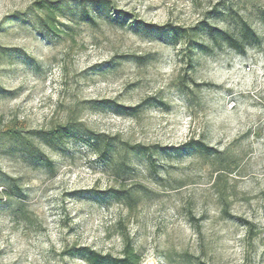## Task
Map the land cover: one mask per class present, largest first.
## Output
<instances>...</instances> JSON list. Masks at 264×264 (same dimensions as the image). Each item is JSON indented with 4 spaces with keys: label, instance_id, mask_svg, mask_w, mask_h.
Masks as SVG:
<instances>
[{
    "label": "rangeland",
    "instance_id": "rangeland-1",
    "mask_svg": "<svg viewBox=\"0 0 264 264\" xmlns=\"http://www.w3.org/2000/svg\"><path fill=\"white\" fill-rule=\"evenodd\" d=\"M39 1L0 0V264H84L75 246L118 256L120 226L142 264H264V0H108L93 22L80 0H45L63 10L57 37L41 33ZM135 20L234 34L245 22L260 44L240 55L197 33L199 49ZM68 124L107 137L106 158L80 137L57 150L30 137ZM13 130L43 162L11 150ZM189 140L214 152L181 151Z\"/></svg>",
    "mask_w": 264,
    "mask_h": 264
},
{
    "label": "trees",
    "instance_id": "trees-1",
    "mask_svg": "<svg viewBox=\"0 0 264 264\" xmlns=\"http://www.w3.org/2000/svg\"><path fill=\"white\" fill-rule=\"evenodd\" d=\"M34 6L36 7L37 11L42 12V16L37 18L39 26L42 29L43 35L45 37H57L59 35V30L56 27L57 23V13H61L63 10L59 8L57 3H50L47 1H39L35 2ZM77 14L81 17L83 21L86 22H93L94 17L100 13L108 14L111 11H114V6L108 0H80L77 4ZM114 18L116 20L121 21V23H126L129 16L124 12L114 13ZM135 25H137L138 29L142 31H147L148 33H162V32H171L174 37L178 36L180 39L184 41L185 46L195 45L199 49H207V46L204 44H197L194 40V37L197 33H201L207 37V39L215 46L225 45L234 52L244 55L246 48L260 44V38L256 34V32L245 22L242 23L240 32L238 34L231 33L229 31L217 28L216 26L212 25L211 23L207 22L206 20L200 22L197 26L186 29L175 27L172 28L170 26H165L162 28H156L152 25H142L138 23L136 20L134 21ZM193 43V44H192ZM0 51L3 53L11 52L10 49L7 48H0ZM140 59V58H138ZM1 95L10 94V92L0 89ZM107 107L113 109L116 113L126 116H132L136 112L139 107H126L115 102L106 101L103 102ZM4 137L7 138L8 143H10L11 150L13 152L22 153L27 155L31 159H34L36 162H43L44 158H42L41 153L37 148L33 146L31 141L29 140L30 137L37 138L43 141L44 145L52 150L59 149V145H63L65 141H68L70 138H77L80 137L85 140V143L90 146L94 147L96 153L102 159L106 158V151L109 147V140L107 137L103 135H94V134H85L79 130L77 126L72 124H68L65 127H58L54 130H50L47 132L42 131H35L30 133V137L22 135L21 132L13 130L6 132ZM132 149L137 150L139 148L133 147ZM181 151H203L205 153H213V149L205 145L201 141L196 140H189L188 142L182 144L180 147ZM143 152V150H138ZM47 165L50 166V163L47 162ZM118 173L124 172L123 164L115 167ZM14 180L12 181V183ZM16 190L15 194L18 195L20 193L19 189L16 186H13ZM112 195L120 200L123 201L128 207H131L133 203L132 196L127 191H119V190H112ZM17 212L21 214L26 220L28 218L25 217V210L23 209V205L21 203H17ZM222 213L225 217L230 219H236L243 223L245 226L249 227V233L252 234V225L248 222L233 218L226 210H223ZM120 240L122 244V248L120 254L118 256H112L109 254H102L97 252L89 247L86 246H75L67 250V255L70 257L79 258L84 264H142L143 257L142 255L136 250L132 239L130 238L127 231L120 226ZM203 264V263H202Z\"/></svg>",
    "mask_w": 264,
    "mask_h": 264
}]
</instances>
